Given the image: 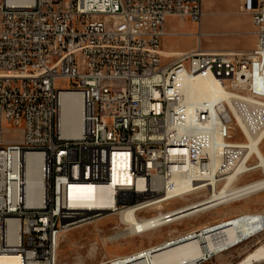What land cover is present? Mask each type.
<instances>
[{
	"label": "built area",
	"instance_id": "obj_1",
	"mask_svg": "<svg viewBox=\"0 0 264 264\" xmlns=\"http://www.w3.org/2000/svg\"><path fill=\"white\" fill-rule=\"evenodd\" d=\"M202 2L0 0V255L17 256L19 264H57L62 234L113 216L117 224L110 228L109 242H116L127 237L118 236L122 213L131 209L149 220L153 209L155 216L181 211L194 203L190 198L204 200L223 189L241 164L252 166L251 159L257 157L245 152L247 141L228 100L264 103L259 92L264 83V0H255L250 12L256 37L252 51L198 47L164 62L166 19L186 20L199 29ZM201 75L216 81L222 116L210 119L213 104L195 107L203 120L200 135L180 133L178 119L186 116L178 115V103H170L168 79L185 78L186 86ZM62 94L80 97L77 137L61 134ZM217 123L227 124L224 138H214ZM6 124L20 130L21 137L6 141ZM113 128L124 129L126 142L111 141ZM236 130L242 142L232 141ZM205 141L225 146V154L216 153L221 168H212L205 157ZM153 145H160V153H153ZM26 154L41 159L39 205L26 203ZM118 173L124 178L113 181ZM211 173H219L221 183H211ZM198 179H209V187L198 188ZM182 183H189L190 191H182ZM87 185L110 187L102 208H69L70 189ZM175 200L186 204L163 211ZM216 208L175 220L172 213L165 214L154 229Z\"/></svg>",
	"mask_w": 264,
	"mask_h": 264
},
{
	"label": "bare ground",
	"instance_id": "obj_2",
	"mask_svg": "<svg viewBox=\"0 0 264 264\" xmlns=\"http://www.w3.org/2000/svg\"><path fill=\"white\" fill-rule=\"evenodd\" d=\"M202 17V16H201ZM170 103L177 104V113L186 116L178 119V131L180 133H191L200 135L203 128V120L198 119L195 107L207 108L213 104L210 110V119L222 116V102H217L221 95L216 81L210 75H201L187 82L185 78H169ZM185 94L186 100H181ZM234 101L242 102L251 106L264 109V103L251 99H239L230 97L228 102L237 125L243 131L247 143L244 150L248 154L256 155V163L250 167L241 164L232 174H229L223 189L215 191L207 199L194 202L185 206L181 211L160 213L149 220L140 215V212L128 210L122 213L120 220L123 222V231L118 236H133L139 233L146 234L155 231V227L162 224L163 216L172 213L171 219L175 220L183 216L200 212L209 207H218L228 204L233 200L245 198L249 195L264 191V156L259 149V142L264 136V125L258 134L253 137L248 130L245 121L241 117ZM60 131L64 137H77L80 132V97L75 94H62L59 109ZM227 131L226 123H217L214 126V138H224ZM113 143L126 142V132L121 128H113L111 132ZM261 144V143H260ZM259 144V145H260ZM153 153H160V145H153ZM225 154V146L213 141H205L204 155L210 161L212 168H221L222 160L216 154ZM26 165V203L28 205H39L41 202L42 183L40 177V156L26 154L23 156ZM260 169L263 178L238 188H232L236 181V175L241 171ZM123 174H115L113 181L123 179ZM211 183H221L219 173H211ZM209 187V179H198V188ZM182 191H190L189 183H182ZM110 187H95L91 185L77 186L70 189L68 193L69 208L74 210H98L106 201ZM190 207V208H188ZM72 209V210H73ZM154 229V230H153ZM74 230V229H73ZM264 233V216L259 214H245L224 220L211 226H205L198 231H191L183 236L174 237L159 245L135 252L130 255L120 256L108 264H201L203 260L211 256L226 252L252 237ZM108 236L107 240H112ZM264 262V242L247 253L235 264H258ZM0 264H19L17 256L0 255Z\"/></svg>",
	"mask_w": 264,
	"mask_h": 264
},
{
	"label": "rangeland",
	"instance_id": "obj_3",
	"mask_svg": "<svg viewBox=\"0 0 264 264\" xmlns=\"http://www.w3.org/2000/svg\"><path fill=\"white\" fill-rule=\"evenodd\" d=\"M238 2L239 0H203L201 17L202 32L200 34L202 48L209 52L243 51L252 48V34H240V31H242L246 25L250 28L251 32L253 31L250 16L238 12ZM176 20L178 22L171 21L167 25V29L169 32L175 31L183 35L178 37H168L169 47L178 49L192 46L188 50L194 49L196 46L195 37L199 38V35L196 34V26L189 21L184 25L183 21ZM230 22L231 24H233V22L238 23V31L236 30L233 35L226 33L231 31L230 29L232 25L229 24ZM247 39L249 40L247 41ZM263 85L259 90L262 96H264ZM234 103L241 117L245 121L248 130L253 137H255L259 132V129L264 125V109L242 102L234 101ZM242 110H252L257 116H246L243 114ZM21 135L20 130L14 129L7 124L3 126V138L6 141H12L14 137L19 139ZM243 140L244 138L240 131L236 130L232 141L236 143L242 142ZM259 149L264 156V140L261 145H259ZM255 163L256 158L253 157L250 165H254ZM262 178L263 174L261 170L254 169L239 177L231 187L238 188ZM201 200L202 198H190V202H198ZM185 204L186 201L181 202L175 200L165 204L163 206V211ZM156 212L157 211L153 209L150 211V214L155 216ZM245 214H259L264 216V191L249 195L242 199L233 200L228 204L221 205L220 207L204 214H200L193 218L183 220L143 235H133L122 238L124 240L128 239L129 242L127 243L123 241H119L118 244H114V242L109 243L107 238L113 233L110 227L117 224V218H106L85 225L87 227H77L74 230L72 229L62 234L57 249V264H100L102 261L115 259V253H111L112 255L105 254V250H109L111 246L114 247V249H119L118 256L130 255L153 247V245H159L177 235L182 236L184 233L186 234L194 230H199L202 227L208 225L211 226L224 220ZM263 242L264 233H261L226 252L211 256V258L206 261L203 260L201 264H235ZM101 256L106 257L101 260ZM258 264H264V262Z\"/></svg>",
	"mask_w": 264,
	"mask_h": 264
},
{
	"label": "crops",
	"instance_id": "obj_4",
	"mask_svg": "<svg viewBox=\"0 0 264 264\" xmlns=\"http://www.w3.org/2000/svg\"><path fill=\"white\" fill-rule=\"evenodd\" d=\"M255 8V0H239V2H238V12L240 13V14H247V15H249L250 16V12L253 10ZM201 12H202V5H201ZM171 21H177L175 18H167L166 19V22H165V32H166V36L164 37V39H163V41H162V47H161V53H162V55L165 57V59H163V61L164 62H169V61H171L172 60V58L174 57V56H176L178 53H182V52H189V51H195L198 47L201 49V50H203V51H207V50H205L204 48H202V44H201V36H200V34H201V32H202V30H201V20H200V25H199V29H197L196 28V31L199 33V38H196L195 37V41H196V46H195V48L194 49H191V50H188V49H190L192 46H190V47H185V48H170L169 47V40H168V37H170V36H172V37H178V36H181V35H183V34H179V33H177V32H175V31H173V32H169L168 31V29H167V25L171 22ZM178 22V21H177ZM184 22V25H185V23L187 22L186 20L185 21H183ZM250 22H251V18H250ZM180 24V23H179ZM230 25H232L231 26V31L230 32H226V33H229V34H231V35H233V34H235L234 32H236V30H237V26H238V23H234L233 22V24H231V22L229 23ZM244 24H246V23H244ZM236 27V28H235ZM251 27H252V32H251V30H250V28L246 25L243 29H242V31H240V34H248V35H251L252 34V36H253V44H252V48L251 49H249V50H241V51H226V52H248V51H252L254 48H255V42H256V37H255V35H254V28H253V26H252V23H251ZM238 31V30H237ZM197 32H196V34H197ZM239 34V35H240ZM203 35V34H202ZM199 39H200V41H199ZM250 39V38H249ZM249 39H247V41L249 40ZM214 52H216V51H214ZM258 134V133H257ZM263 140H264V138L262 139V141L260 142V143H262L263 142ZM261 145V144H260ZM142 215V214H141ZM113 216H111V217H108V218H112ZM106 219V218H105ZM103 220V219H102ZM101 221V220H100ZM113 221V220H112ZM111 224V223H110ZM105 225H107V224H105ZM113 226V225H112ZM111 226V227H112ZM82 227H87V226H81V227H79V228H82ZM110 227V228H111ZM119 241H123V242H129L128 241V239L126 240H124V239H122V240H118V241H116V242H114V244H118V242ZM109 243H112V242H109ZM154 246V245H153ZM111 253H115L116 255H115V257L114 258H117V257H120V256H118L117 254H119V249L117 250V249H114V247H110V249L109 250H105V254L107 255V254H111ZM112 255V254H111ZM123 256H126V255H123ZM106 256H101L100 257V259L101 260H103V258H105ZM122 257V256H121ZM108 261V260H107ZM102 262H105V261H102ZM101 262V263H102Z\"/></svg>",
	"mask_w": 264,
	"mask_h": 264
}]
</instances>
